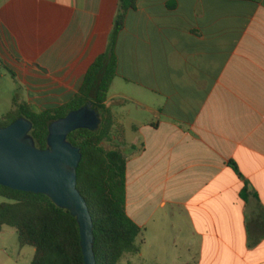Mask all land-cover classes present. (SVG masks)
<instances>
[{"label":"crops","instance_id":"obj_1","mask_svg":"<svg viewBox=\"0 0 264 264\" xmlns=\"http://www.w3.org/2000/svg\"><path fill=\"white\" fill-rule=\"evenodd\" d=\"M119 3L0 0L7 114L14 99L38 112L69 103ZM115 52L112 101L153 117L129 153L120 124L126 211L144 230L124 262L264 264V0H138Z\"/></svg>","mask_w":264,"mask_h":264},{"label":"trees","instance_id":"obj_2","mask_svg":"<svg viewBox=\"0 0 264 264\" xmlns=\"http://www.w3.org/2000/svg\"><path fill=\"white\" fill-rule=\"evenodd\" d=\"M137 4L138 0H120L108 49L89 68L80 91L69 103L38 112L27 103L14 99V110L0 118V128H6L21 118L31 121V136L36 147L46 150L49 126L53 122L88 104L100 114L101 124L96 131L82 129L68 137V141L82 153L77 187L94 222L97 264H120L126 255H138L141 251L138 240L144 234L126 211L128 156L104 146L115 125L107 104L109 92L119 75L115 45L129 12L135 11ZM0 197L10 201L0 205V233L5 227L15 229L20 245L35 249L32 264H85L79 224L69 211L57 207L44 195L13 191L2 186Z\"/></svg>","mask_w":264,"mask_h":264},{"label":"water","instance_id":"obj_3","mask_svg":"<svg viewBox=\"0 0 264 264\" xmlns=\"http://www.w3.org/2000/svg\"><path fill=\"white\" fill-rule=\"evenodd\" d=\"M100 114L88 104L49 126L48 147L40 150L31 136L33 124L21 118L0 128V186L48 197L77 219L85 264H97L94 222L77 187L80 149L68 137L78 130L96 131Z\"/></svg>","mask_w":264,"mask_h":264},{"label":"rangeland","instance_id":"obj_4","mask_svg":"<svg viewBox=\"0 0 264 264\" xmlns=\"http://www.w3.org/2000/svg\"><path fill=\"white\" fill-rule=\"evenodd\" d=\"M117 83L118 84H115L113 89L110 90V99L108 101V107L113 113L115 125L110 140L107 141L104 146L107 150H115L117 146L122 145L120 142L123 140L121 134L122 128L120 127L121 124L125 132L126 152L129 153L132 150L131 143L133 139L139 135L135 126L139 129L141 127L139 124H145L153 117L146 112L144 108L137 107L132 102H127L123 106L117 103L115 104L116 101H112L114 95L123 89L122 82ZM9 106L10 97L6 94V88L0 85V118L4 115L6 116ZM4 203H10V201L0 197V205ZM34 256V248L29 246L22 247L20 245L18 233L15 229L10 227H5L3 229L0 233V264H32ZM125 257L120 264H126V261L124 262Z\"/></svg>","mask_w":264,"mask_h":264}]
</instances>
